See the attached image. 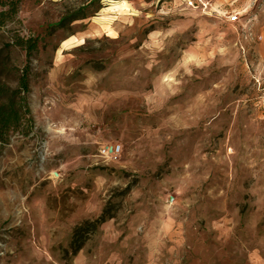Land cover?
I'll use <instances>...</instances> for the list:
<instances>
[{"label":"rangeland","instance_id":"1","mask_svg":"<svg viewBox=\"0 0 264 264\" xmlns=\"http://www.w3.org/2000/svg\"><path fill=\"white\" fill-rule=\"evenodd\" d=\"M1 1L0 264H264V0Z\"/></svg>","mask_w":264,"mask_h":264},{"label":"trees","instance_id":"2","mask_svg":"<svg viewBox=\"0 0 264 264\" xmlns=\"http://www.w3.org/2000/svg\"><path fill=\"white\" fill-rule=\"evenodd\" d=\"M17 5L18 2L16 1L0 0V6L9 7L8 11L0 13V18L4 20L5 17L15 15L18 10ZM0 22L3 23V21ZM14 44L25 49L27 59L37 50V41L32 38H17ZM29 92L28 67L23 71L16 89L10 90L0 85V100H3L0 104V142H4L8 132L10 130H15L23 120L25 123H32V117L26 118V116L30 114L26 102V97Z\"/></svg>","mask_w":264,"mask_h":264},{"label":"built area","instance_id":"3","mask_svg":"<svg viewBox=\"0 0 264 264\" xmlns=\"http://www.w3.org/2000/svg\"><path fill=\"white\" fill-rule=\"evenodd\" d=\"M203 5V4H202ZM228 22L232 25H239L240 19L238 15H233L228 17ZM122 146L118 143H108L102 145L98 150V157L106 162L115 163L117 162L122 154ZM174 198L170 199V202L173 203Z\"/></svg>","mask_w":264,"mask_h":264},{"label":"bare ground","instance_id":"4","mask_svg":"<svg viewBox=\"0 0 264 264\" xmlns=\"http://www.w3.org/2000/svg\"><path fill=\"white\" fill-rule=\"evenodd\" d=\"M73 40L76 41V40H78V39H77V38H74Z\"/></svg>","mask_w":264,"mask_h":264}]
</instances>
